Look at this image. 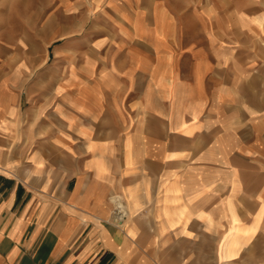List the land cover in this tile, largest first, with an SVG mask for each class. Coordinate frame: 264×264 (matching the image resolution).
I'll return each instance as SVG.
<instances>
[{
    "label": "crops",
    "instance_id": "obj_1",
    "mask_svg": "<svg viewBox=\"0 0 264 264\" xmlns=\"http://www.w3.org/2000/svg\"><path fill=\"white\" fill-rule=\"evenodd\" d=\"M106 2L113 31L45 70L0 43V264H264V57L233 41L252 31L183 45L158 5L157 42L141 0Z\"/></svg>",
    "mask_w": 264,
    "mask_h": 264
},
{
    "label": "rangeland",
    "instance_id": "obj_2",
    "mask_svg": "<svg viewBox=\"0 0 264 264\" xmlns=\"http://www.w3.org/2000/svg\"><path fill=\"white\" fill-rule=\"evenodd\" d=\"M72 3L77 5L71 8ZM108 5L106 0H0V43L10 44L12 57L42 61L38 71L45 70L57 43L99 40L113 31ZM140 5L148 10L151 20L156 19L157 42H163L170 31L168 12L176 20L177 41L183 45L206 46L208 27L229 22L234 27H249L251 35L234 30L233 41L249 42L252 51L264 57V0H141ZM184 52L185 57L191 56L190 51Z\"/></svg>",
    "mask_w": 264,
    "mask_h": 264
},
{
    "label": "built area",
    "instance_id": "obj_3",
    "mask_svg": "<svg viewBox=\"0 0 264 264\" xmlns=\"http://www.w3.org/2000/svg\"><path fill=\"white\" fill-rule=\"evenodd\" d=\"M127 217V211L123 204H118L113 211L112 221L114 223L121 225L124 219Z\"/></svg>",
    "mask_w": 264,
    "mask_h": 264
}]
</instances>
